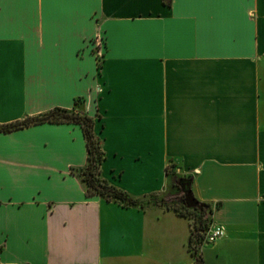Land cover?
Here are the masks:
<instances>
[{
	"label": "crops",
	"instance_id": "1",
	"mask_svg": "<svg viewBox=\"0 0 264 264\" xmlns=\"http://www.w3.org/2000/svg\"><path fill=\"white\" fill-rule=\"evenodd\" d=\"M76 99L143 207L86 196L79 124L0 132V264H194L183 201L203 264H264V0H0V125Z\"/></svg>",
	"mask_w": 264,
	"mask_h": 264
},
{
	"label": "trees",
	"instance_id": "2",
	"mask_svg": "<svg viewBox=\"0 0 264 264\" xmlns=\"http://www.w3.org/2000/svg\"><path fill=\"white\" fill-rule=\"evenodd\" d=\"M167 4L170 0H164ZM81 99L74 101V107L71 110L65 109H53L49 112L33 116L26 117L20 121L0 125V132H10L32 125H38L42 123H76L82 128L83 136L87 149V162L86 165L80 169L74 170L82 181L85 194L87 197L101 196L106 201L117 202L124 207H143L137 199L132 198L126 192L116 188L108 183L101 175V164L105 159V154L102 149V141L95 132L94 125L95 120L93 117L86 115L79 109ZM154 200V199H153ZM158 204H164L163 200L157 201ZM168 208L175 209L179 214L187 216L192 221L191 235L188 241V247L192 256L194 257V264H203L201 255L197 253L195 244H199L203 239V234L206 231L209 224V211L204 204H197L192 201L191 204L181 203V207L178 208L172 203L164 204Z\"/></svg>",
	"mask_w": 264,
	"mask_h": 264
},
{
	"label": "built area",
	"instance_id": "3",
	"mask_svg": "<svg viewBox=\"0 0 264 264\" xmlns=\"http://www.w3.org/2000/svg\"><path fill=\"white\" fill-rule=\"evenodd\" d=\"M103 38L101 36H96L92 40V53L95 57L96 64L98 67L102 65L103 62ZM225 235V230L222 226L211 224L209 222L206 231L203 234V239L199 244H195V249L198 254H200V249L205 244L214 243L218 239L222 238Z\"/></svg>",
	"mask_w": 264,
	"mask_h": 264
}]
</instances>
